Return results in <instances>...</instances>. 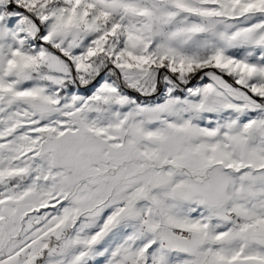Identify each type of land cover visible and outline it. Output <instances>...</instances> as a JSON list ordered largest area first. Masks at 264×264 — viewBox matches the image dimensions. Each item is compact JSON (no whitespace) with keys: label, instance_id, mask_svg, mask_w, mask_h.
I'll return each mask as SVG.
<instances>
[{"label":"snow or ice","instance_id":"6c2138e0","mask_svg":"<svg viewBox=\"0 0 264 264\" xmlns=\"http://www.w3.org/2000/svg\"><path fill=\"white\" fill-rule=\"evenodd\" d=\"M0 264H264V0H0Z\"/></svg>","mask_w":264,"mask_h":264}]
</instances>
